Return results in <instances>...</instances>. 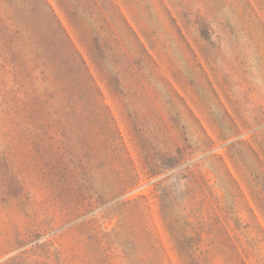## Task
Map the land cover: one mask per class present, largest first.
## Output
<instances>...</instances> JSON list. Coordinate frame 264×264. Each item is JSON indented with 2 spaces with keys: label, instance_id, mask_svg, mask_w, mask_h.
Wrapping results in <instances>:
<instances>
[{
  "label": "rangeland",
  "instance_id": "obj_1",
  "mask_svg": "<svg viewBox=\"0 0 264 264\" xmlns=\"http://www.w3.org/2000/svg\"><path fill=\"white\" fill-rule=\"evenodd\" d=\"M0 264H264V0H0Z\"/></svg>",
  "mask_w": 264,
  "mask_h": 264
}]
</instances>
